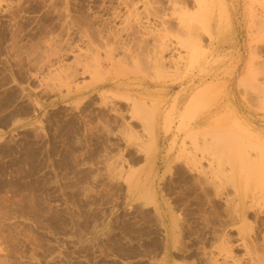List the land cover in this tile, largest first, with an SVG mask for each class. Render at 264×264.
Here are the masks:
<instances>
[{
    "label": "rangeland",
    "instance_id": "obj_1",
    "mask_svg": "<svg viewBox=\"0 0 264 264\" xmlns=\"http://www.w3.org/2000/svg\"><path fill=\"white\" fill-rule=\"evenodd\" d=\"M225 1L0 0V264H264V7Z\"/></svg>",
    "mask_w": 264,
    "mask_h": 264
},
{
    "label": "bare ground",
    "instance_id": "obj_2",
    "mask_svg": "<svg viewBox=\"0 0 264 264\" xmlns=\"http://www.w3.org/2000/svg\"><path fill=\"white\" fill-rule=\"evenodd\" d=\"M218 4H220V8H219V11H229L230 10V5H228V4H226V1L225 0H219V3ZM261 5L264 7V0H261ZM254 21V19L252 18V22ZM230 22V21H229ZM249 66V65H248ZM84 68V67H83ZM248 69V68H247ZM88 71V67L87 66H85V68H84V71H82L83 73H82V75L84 74V73H86ZM249 71H250V69H249ZM248 71V72H249ZM245 77V76H244ZM243 77V78H244ZM247 78V77H246ZM247 81V80H246ZM245 82V81H244ZM76 83V82H75ZM246 83V82H245ZM71 84V83H70ZM72 84H73V81H72ZM71 84V85H72ZM77 84V83H76ZM241 85V84H240ZM76 86V85H75ZM74 86V87H75ZM95 86H96V84H95ZM94 89V88H93ZM76 92H77V94H80L81 92H82V89L80 88V87H77V90H76ZM232 94V93H231ZM137 100V99H136ZM135 99H134V101H136ZM250 104H251V102H249ZM248 103V104H249ZM135 104L136 105H138L136 102L134 103V106H135ZM262 104L264 105V101H262ZM234 105V104H233ZM134 106H133V110H137L138 108L135 106V108H134ZM251 106V105H250ZM138 107H139V109H140V111H142L141 110V108L143 107L142 105L140 106V105H138ZM263 107V106H262ZM258 108V107H257ZM139 109L137 110V111H134V113H136V112H138L139 111ZM255 109H256V107H255ZM262 109H264V107L263 108H261L260 110H262ZM239 110V108L238 109H236V111H238ZM145 111V110H144ZM144 111H142V112H144ZM235 111V110H234ZM241 111V110H240ZM240 111H239V113H240ZM251 111V110H250ZM263 111V110H262ZM141 112V113H142ZM242 112V111H241ZM138 113H140V112H138ZM242 113H240V115H241ZM252 114V113H251ZM243 115V114H242ZM241 115V116H242ZM246 115V114H245ZM244 116V115H243ZM249 116V115H248ZM264 116V115H263ZM263 116H261V117H263ZM249 117H252L251 115L249 116ZM248 117V118H249ZM247 118V119H248ZM246 119V120H247ZM240 120V119H239ZM244 120H245V118H244ZM241 121V120H240ZM249 121V120H248ZM255 121V120H254ZM264 121V120H263ZM242 122H243V120H242ZM242 122H240L241 124H242ZM246 122V121H245ZM247 125V124H246ZM248 126V125H247ZM245 127V126H244ZM249 127H251L250 126V124H249ZM158 128V127H157ZM241 128V127H240ZM246 128V127H245ZM263 128V127H262ZM242 129V128H241ZM246 130H249V128H246ZM252 130H255V128L254 129H252ZM258 131V130H257ZM261 131V130H260ZM264 131V130H263ZM247 132V131H246ZM251 132H255V131H250L249 130V134L251 133ZM252 135V134H251ZM255 136V135H254ZM253 136V137H254ZM249 138V137H248ZM234 142V141H233ZM255 164V162H253V165ZM221 172H219V174H220ZM253 180V179H252Z\"/></svg>",
    "mask_w": 264,
    "mask_h": 264
}]
</instances>
